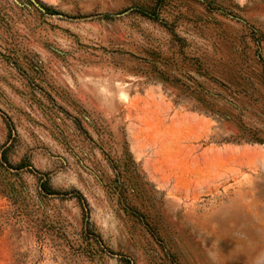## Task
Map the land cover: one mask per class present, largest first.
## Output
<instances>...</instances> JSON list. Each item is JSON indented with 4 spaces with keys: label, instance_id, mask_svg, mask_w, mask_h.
Instances as JSON below:
<instances>
[{
    "label": "rangeland",
    "instance_id": "374dc122",
    "mask_svg": "<svg viewBox=\"0 0 264 264\" xmlns=\"http://www.w3.org/2000/svg\"><path fill=\"white\" fill-rule=\"evenodd\" d=\"M4 150L0 264H264V0H0Z\"/></svg>",
    "mask_w": 264,
    "mask_h": 264
},
{
    "label": "trees",
    "instance_id": "16d2710c",
    "mask_svg": "<svg viewBox=\"0 0 264 264\" xmlns=\"http://www.w3.org/2000/svg\"><path fill=\"white\" fill-rule=\"evenodd\" d=\"M50 9L51 8L49 7L48 10H50ZM6 154H7L6 150H4L1 153V160H0L1 161V167L7 168L6 170H9V169L22 170V169H24L26 167L24 162H22L17 168H14L11 164L8 163V159L6 157ZM40 189H41L42 193L44 194V196H46V197L60 194L56 190L52 189V187H51V185H50L48 180H41Z\"/></svg>",
    "mask_w": 264,
    "mask_h": 264
}]
</instances>
